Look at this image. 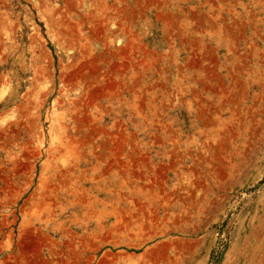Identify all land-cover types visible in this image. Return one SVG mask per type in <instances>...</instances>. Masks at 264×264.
Returning <instances> with one entry per match:
<instances>
[{
  "label": "rangeland",
  "instance_id": "obj_1",
  "mask_svg": "<svg viewBox=\"0 0 264 264\" xmlns=\"http://www.w3.org/2000/svg\"><path fill=\"white\" fill-rule=\"evenodd\" d=\"M96 1L0 0V231H10L0 257L31 242L4 264H78L75 255L94 264L88 257L104 249L232 264L226 254L236 245L241 264H264V52L247 85L242 132L211 135L207 116L221 109L223 82L203 86V74L214 78L213 57L189 47L204 0L165 29L176 33L155 55L143 104L131 102L126 85L125 60L135 55L100 51L116 10ZM131 1L118 16L143 2L154 20L184 9L179 0ZM159 38L152 32L151 44ZM94 209L105 212L101 222ZM73 214L80 220L69 223ZM185 239L202 242L193 259Z\"/></svg>",
  "mask_w": 264,
  "mask_h": 264
},
{
  "label": "crops",
  "instance_id": "obj_2",
  "mask_svg": "<svg viewBox=\"0 0 264 264\" xmlns=\"http://www.w3.org/2000/svg\"><path fill=\"white\" fill-rule=\"evenodd\" d=\"M184 4V9H175L173 16H159V20L155 18L151 19L149 14L146 12V4L143 2L141 5L135 6V11L128 12L123 10V17L118 16L117 13L119 9L116 8L119 6L125 7L133 1L131 0H97L96 6L104 7L110 6L114 7L116 10L113 16L108 17L109 22L113 28L110 31V36L107 32L105 40H102L104 33L102 32L101 42H100V51L109 49L110 52L115 51L117 54H122L126 56L135 55V61H126L127 66L125 69L127 71L126 85L129 86L128 90L133 91L131 93L132 101L134 103L136 100L143 98V94L146 91L143 88L147 86L146 76L149 77L148 71L151 70L153 66H159L157 60H155V55L162 54L163 50L160 49L161 44L164 45L163 38L173 37L176 32L171 30H165L168 27H175L179 23L177 21L176 13L179 14L188 7L187 10L192 9V4L194 0H179ZM176 2V1H175ZM206 9L204 10V15L201 19V25L199 24L198 30H195L191 33L189 40V47L195 51L198 55H212L211 61L214 62L213 65V75L212 80L209 79L205 74L199 78V81H202L203 86L214 88L219 84V81L223 82V91L221 96V109L209 113L207 116V122L212 129L210 134L221 133L224 136L227 132H230L229 126L231 128H236L235 132L240 133L243 130V117H244V100L247 92V85L250 81H254L255 74L260 67L261 53L264 52L263 48V26L264 18L262 15L264 0H233L228 2L226 0H204ZM134 5V4H133ZM142 6V10H138ZM162 8L160 9V11ZM159 12V11H158ZM129 18V20H128ZM102 23V22H101ZM103 24V23H102ZM139 28V29H138ZM138 29V30H136ZM160 33V38L157 41V46L151 44L152 32ZM162 37V38H161ZM110 38L111 44L108 45L106 39ZM162 39V40H161ZM153 42V40H152ZM156 43V42H153ZM150 45V46H149ZM175 49L174 54H178ZM222 55V59L218 60V55ZM163 63V62H161ZM124 63L117 64L116 67H121ZM188 68L191 70L192 66L188 65ZM206 71L207 68L205 69ZM128 72H131L129 75ZM142 90V93H140ZM139 92V93H137ZM142 96V97H141ZM147 96V94H146ZM140 104H143V100H139ZM122 104L128 109L132 107V113H138L139 109L135 110L136 106L128 102L127 100H122ZM146 105L141 106V111L144 110ZM209 110V109H207ZM216 116L218 120L217 125L212 124L210 119ZM241 130V131H240ZM199 132L198 130L196 131ZM71 212L70 214H72ZM105 212L102 210L97 211L93 210L92 214L95 216V221L101 222L102 218L100 217ZM73 214L68 217V222H77L80 219L74 216ZM87 215V214H86ZM86 220V217H85ZM79 224V223H78ZM63 234H70L69 228L67 231L62 230ZM68 236V235H67ZM10 237V231L2 232L0 231V238L2 242H6ZM29 239V238H28ZM15 239H12L14 242ZM27 240V239H26ZM182 240V239H181ZM179 240L180 243L182 241ZM187 242H184L188 247L185 249V257L190 256L194 257L199 243H202L197 239H185ZM100 241V240H99ZM95 240V247H100L103 244L107 245L105 242L102 243ZM31 242H22L18 240L13 248L14 252L18 254L5 255L0 257V264L8 259V261H17L15 258L17 255H21V251L25 250ZM100 245V246H98ZM109 244L108 246H112ZM185 245V246H186ZM138 246V245H137ZM239 245H236L235 250H230L226 254V258L230 255L232 258V264H241L244 263L242 255L239 251ZM8 250L7 248H5ZM20 253V254H19ZM240 254V255H239ZM11 256V257H10ZM158 259L160 262L166 264H181V255L170 254H158V256H148L144 253H128L126 252L123 255L112 254L110 250L104 249L103 253L99 256H89L88 259L90 263L94 264H148L152 259ZM69 259V258H68ZM86 259L83 255H75L72 257V261L80 264ZM173 259V261L171 260ZM193 259V258H191ZM195 260V263H197ZM180 262V263H179Z\"/></svg>",
  "mask_w": 264,
  "mask_h": 264
}]
</instances>
